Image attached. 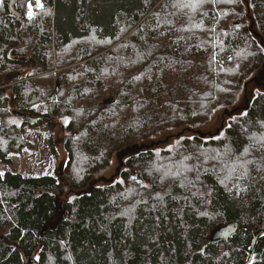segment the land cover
Masks as SVG:
<instances>
[{
	"label": "trees",
	"instance_id": "16d2710c",
	"mask_svg": "<svg viewBox=\"0 0 264 264\" xmlns=\"http://www.w3.org/2000/svg\"><path fill=\"white\" fill-rule=\"evenodd\" d=\"M27 2L0 0V161L33 149L36 105L68 158L0 176V264H264V91L219 136L142 149L264 85V0Z\"/></svg>",
	"mask_w": 264,
	"mask_h": 264
},
{
	"label": "rangeland",
	"instance_id": "374dc122",
	"mask_svg": "<svg viewBox=\"0 0 264 264\" xmlns=\"http://www.w3.org/2000/svg\"><path fill=\"white\" fill-rule=\"evenodd\" d=\"M264 70V67H263ZM263 70H259L263 71ZM261 77L257 76V79L252 78L248 82L247 92L240 94L237 102L233 105L231 112L223 108L214 111L210 120L202 125H195L193 127L186 128L180 127L177 129H168L162 132L158 137L145 140L143 143L146 147L142 149H151L153 151H159L160 149L171 148L179 144L181 139L187 136H191L196 132L198 136L204 139H209L210 137L219 136L222 128L226 126V123L231 119L232 115H239L244 112V105L256 94L257 91H264V85L261 83ZM34 111L42 113L44 110L41 106H35ZM15 113V111H14ZM16 117L12 116L13 121ZM17 119V118H16ZM18 120V119H17ZM19 121V120H18ZM21 122V121H19ZM39 126L28 127V124L23 123L22 131L23 135L34 144L33 151H23L21 153H15L8 157L9 162L5 163L0 161V173L8 172H19L23 177H37L45 173H50L56 175L60 171L61 166L59 164L66 163L67 152L62 142L56 141L57 137L63 135L60 128L54 129V133H49L47 129V124L41 121ZM52 135V139L50 136ZM141 148L136 149L137 151ZM55 151V153H53ZM129 153L124 152L123 154H116L112 159L110 168L98 175L97 183L98 185L110 184L112 181L118 178V172L120 170V161L124 157H127ZM59 164L55 165V161ZM50 174V175H51ZM96 179V178H95ZM87 188L76 191L75 194H83L87 192Z\"/></svg>",
	"mask_w": 264,
	"mask_h": 264
},
{
	"label": "snow or ice",
	"instance_id": "6c2138e0",
	"mask_svg": "<svg viewBox=\"0 0 264 264\" xmlns=\"http://www.w3.org/2000/svg\"><path fill=\"white\" fill-rule=\"evenodd\" d=\"M227 2H232V0H227ZM37 8H43V5H42V3H41V0H36V5H35ZM190 6H192L191 4H189V3H185L184 2V0H179V2L177 3V4H173L172 5V7H181V8H183V7H190ZM26 7H27V18L29 19V20H32L33 18H34V12H33V4H32V2H31V0H28V2H27V5H26ZM162 20V22L164 23V24H167V23H169L168 22V20L166 19V18H160V20H158V23L160 22ZM118 38V37H117ZM106 43H110V41H106ZM136 79H139V77H136ZM12 123H16L15 121H12ZM65 123L67 124L68 123V121L67 120H65ZM260 147L261 148H264V143H261L260 144ZM244 155H247L248 154V148H245L244 149V153H243ZM251 161H249V163H250ZM0 176H3V173H0ZM133 179H135V177H133Z\"/></svg>",
	"mask_w": 264,
	"mask_h": 264
},
{
	"label": "water",
	"instance_id": "95a60500",
	"mask_svg": "<svg viewBox=\"0 0 264 264\" xmlns=\"http://www.w3.org/2000/svg\"><path fill=\"white\" fill-rule=\"evenodd\" d=\"M11 13L16 14V16H19V14L17 12H15L14 10H11ZM20 19V18H19ZM236 24H238V22H236ZM38 119H40V117H38L37 119L35 118H31L30 121L31 122H36Z\"/></svg>",
	"mask_w": 264,
	"mask_h": 264
},
{
	"label": "flooded vegetation",
	"instance_id": "af4514ba",
	"mask_svg": "<svg viewBox=\"0 0 264 264\" xmlns=\"http://www.w3.org/2000/svg\"><path fill=\"white\" fill-rule=\"evenodd\" d=\"M19 115H21V114H19Z\"/></svg>",
	"mask_w": 264,
	"mask_h": 264
}]
</instances>
